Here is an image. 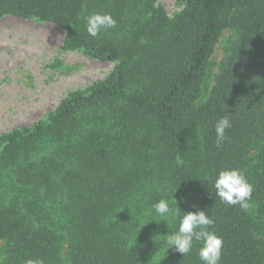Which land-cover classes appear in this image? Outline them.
<instances>
[{"label":"trees","instance_id":"1","mask_svg":"<svg viewBox=\"0 0 264 264\" xmlns=\"http://www.w3.org/2000/svg\"><path fill=\"white\" fill-rule=\"evenodd\" d=\"M158 1L0 0V19L52 22L65 50L116 64L34 126L0 136V264H63L64 245L70 264H149L155 224L179 226L153 205L173 198L215 221L221 264H264V0H177L172 19ZM96 12L117 27L94 39L83 17ZM226 29L237 40L200 102ZM233 168L254 188L246 211L213 186ZM199 247L184 258L171 249L173 264H201Z\"/></svg>","mask_w":264,"mask_h":264},{"label":"rangeland","instance_id":"2","mask_svg":"<svg viewBox=\"0 0 264 264\" xmlns=\"http://www.w3.org/2000/svg\"><path fill=\"white\" fill-rule=\"evenodd\" d=\"M158 4L171 19L182 10L177 0H159ZM64 39L65 31L52 22L14 16L0 19V136L34 126L55 112L69 94L90 88L114 70V63L65 50ZM236 40L234 30L223 31L207 69L200 102L208 98ZM155 218L161 217L156 214ZM166 226L155 224L148 245L149 264H173L171 249L166 253L164 244ZM62 257L63 264H70L67 245Z\"/></svg>","mask_w":264,"mask_h":264},{"label":"clouds","instance_id":"3","mask_svg":"<svg viewBox=\"0 0 264 264\" xmlns=\"http://www.w3.org/2000/svg\"><path fill=\"white\" fill-rule=\"evenodd\" d=\"M83 19L87 33L94 39L117 27V21L110 13L96 12L84 16ZM231 116L228 114L215 123L217 146H220L228 139L226 133L232 127ZM213 186L216 190V195L222 203L229 206L238 205L245 211L250 209L254 188L248 182L245 174L239 169L233 168L219 171ZM173 200L175 202L174 206H171L165 199H161L153 205L157 215L166 217L171 213L179 220L178 230L164 236L166 253L169 249H173L182 254L184 258L193 251L194 245L199 244L198 255L201 264H221L223 240L214 230L210 231L215 221L207 214L206 210H198L195 205H193L194 211L181 213L176 206L177 201L174 198ZM26 264H44V261L42 259H29Z\"/></svg>","mask_w":264,"mask_h":264}]
</instances>
